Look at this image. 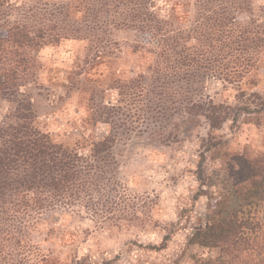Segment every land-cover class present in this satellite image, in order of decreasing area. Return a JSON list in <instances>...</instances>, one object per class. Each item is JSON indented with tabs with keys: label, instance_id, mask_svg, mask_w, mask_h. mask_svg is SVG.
Returning <instances> with one entry per match:
<instances>
[{
	"label": "trees",
	"instance_id": "trees-1",
	"mask_svg": "<svg viewBox=\"0 0 264 264\" xmlns=\"http://www.w3.org/2000/svg\"><path fill=\"white\" fill-rule=\"evenodd\" d=\"M253 2L104 0L100 11L113 17L98 23V35L83 37L48 36L12 21L9 12L0 18V101L7 103L0 112V264L47 261L52 250L43 244L75 216L87 215L96 227L118 226L126 193L116 176L117 142L142 133L169 142L180 126L174 116L207 122L205 150L229 181L226 194L210 195L206 214L196 217L185 238L214 254H191V264H264V135L262 147L252 150L213 133L228 121L264 128L262 95L237 97L234 104L221 98L227 84H240L264 52V13ZM121 30L134 36L126 51L114 37ZM64 40L84 41L90 52L73 55L61 83L65 93H47L51 109L40 114L37 72L47 71L38 52ZM123 53L137 57L128 76L105 83L94 77L110 72ZM216 83L223 90L211 93ZM73 94L87 95L77 118L80 129L61 135L45 121ZM198 169L201 178V164Z\"/></svg>",
	"mask_w": 264,
	"mask_h": 264
},
{
	"label": "rangeland",
	"instance_id": "rangeland-1",
	"mask_svg": "<svg viewBox=\"0 0 264 264\" xmlns=\"http://www.w3.org/2000/svg\"><path fill=\"white\" fill-rule=\"evenodd\" d=\"M108 1L112 5L115 3V0ZM159 1L170 4L177 0ZM103 2L0 0V18L9 12L12 21L42 28L48 36L62 32L69 37L98 35V23L104 17L112 18L114 15L100 11ZM253 6L257 12L264 13V0H254ZM88 24L94 28L86 30ZM73 28H80V31L75 32ZM114 37L123 43L121 50L125 51L134 39L133 32L129 30L116 31ZM89 52L90 46L79 40H64L39 50L38 60L47 71L37 72L41 88L36 92L39 90L42 95L39 97L40 114L51 109L48 103L52 93L55 96L65 93L61 83L66 79L64 70L72 64L73 55L83 56ZM136 58L123 53L113 62L110 72L94 77L102 83L110 77L124 78L129 75ZM103 67L100 65L98 70H104ZM215 90H223L220 83L209 89L211 93ZM47 93L50 94L49 100L45 98ZM251 93L264 97V52L258 66L240 84H227L221 98L234 104L237 97L244 100ZM86 97V94H73L64 98L62 107L45 121L48 128L59 131L61 135L80 129L77 118L83 115ZM6 107L7 103L0 101L1 113ZM174 119L180 121V126L172 130L169 142H160L147 133L131 134L117 142L115 150L120 164L116 176L126 193L123 200L125 218L119 221L118 226L96 227L87 215L75 216L65 225H57L60 227L55 231L57 236L43 244L44 249L52 250V255L39 264H57L62 260L69 263L77 259L100 264H191V254H214L208 248L189 245L185 238L189 229L198 222L196 217L206 214L210 195L227 193V174L220 161L205 150L209 132L207 122L198 116L188 117L183 122L177 116L172 117ZM213 133L227 138L232 145L258 150L262 147L264 128L242 122L234 125L228 121ZM200 164L201 178L196 173ZM55 217L49 220L54 221Z\"/></svg>",
	"mask_w": 264,
	"mask_h": 264
}]
</instances>
